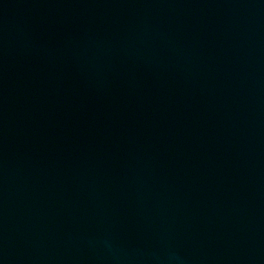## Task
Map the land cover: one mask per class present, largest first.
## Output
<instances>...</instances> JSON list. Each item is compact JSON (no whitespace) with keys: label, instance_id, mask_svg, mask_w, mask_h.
Returning a JSON list of instances; mask_svg holds the SVG:
<instances>
[{"label":"water","instance_id":"water-1","mask_svg":"<svg viewBox=\"0 0 264 264\" xmlns=\"http://www.w3.org/2000/svg\"><path fill=\"white\" fill-rule=\"evenodd\" d=\"M0 264H264V200L132 160L0 93Z\"/></svg>","mask_w":264,"mask_h":264}]
</instances>
